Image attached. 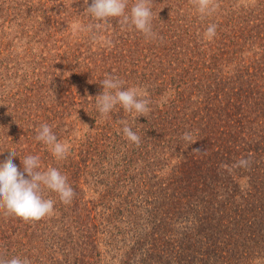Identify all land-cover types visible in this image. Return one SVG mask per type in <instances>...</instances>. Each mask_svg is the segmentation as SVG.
I'll return each instance as SVG.
<instances>
[{
    "label": "trees",
    "instance_id": "trees-1",
    "mask_svg": "<svg viewBox=\"0 0 264 264\" xmlns=\"http://www.w3.org/2000/svg\"><path fill=\"white\" fill-rule=\"evenodd\" d=\"M91 2L0 0V163L14 150L23 172L39 156L74 190L64 204L44 189L54 212L40 221L0 209V259L264 264V0H216L203 17L191 0H150L155 36L112 18L93 28L112 46L79 30L97 23ZM106 76L146 91L147 117L119 105L102 117ZM44 123L70 145L65 159L35 139Z\"/></svg>",
    "mask_w": 264,
    "mask_h": 264
},
{
    "label": "clouds",
    "instance_id": "clouds-1",
    "mask_svg": "<svg viewBox=\"0 0 264 264\" xmlns=\"http://www.w3.org/2000/svg\"><path fill=\"white\" fill-rule=\"evenodd\" d=\"M191 2L202 17L211 15L218 7L216 0H191ZM84 4L88 5V0H84ZM127 6L128 0H92L91 5L87 6L85 11L97 23L86 27L81 26L79 30L91 32L94 41L100 40L106 45L112 46L110 40L97 36L93 32V28L99 31L109 24L112 18H118L121 30L134 27L143 33L145 38H153L155 34L152 31L153 14L150 0H135L130 12H126ZM216 28L215 24L209 25L204 32V38L211 41L216 35ZM99 83L103 91L95 97V100L98 112L102 117L107 118L117 105L121 106L125 112L131 113L135 119L139 116L147 117L150 113L148 107L150 100L147 98L146 91L136 87L123 89L124 82L113 76H106ZM121 123L124 124L125 138L139 146L140 137L132 131L127 121H121ZM35 139L47 145L57 160L65 159L69 153L70 145L58 141L57 136L47 123L37 129ZM182 139L189 145L196 142L190 133H185ZM193 151L199 153L201 149H193ZM16 156L15 151L10 150L8 158L0 163V209L4 210L5 215H14L25 222L40 221L46 216H51L54 212V201L44 198L42 195L44 189L57 193L64 204L71 203L74 190L67 183L65 175L53 167H49L46 171L38 170L40 158L34 155H28L21 159L23 165V172H21L13 163V157ZM248 164V160L240 159L232 167H247ZM25 173L27 178H25ZM0 264H31V262L27 258L23 260L12 258L10 260L0 259Z\"/></svg>",
    "mask_w": 264,
    "mask_h": 264
}]
</instances>
